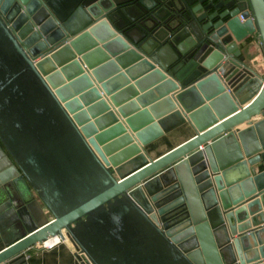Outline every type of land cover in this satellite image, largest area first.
Here are the masks:
<instances>
[{"label":"water","instance_id":"95a60500","mask_svg":"<svg viewBox=\"0 0 264 264\" xmlns=\"http://www.w3.org/2000/svg\"><path fill=\"white\" fill-rule=\"evenodd\" d=\"M252 39L264 0H0V264H264Z\"/></svg>","mask_w":264,"mask_h":264},{"label":"crops","instance_id":"0c3cea01","mask_svg":"<svg viewBox=\"0 0 264 264\" xmlns=\"http://www.w3.org/2000/svg\"><path fill=\"white\" fill-rule=\"evenodd\" d=\"M243 54L245 64L260 78H264V55L258 41L252 39L244 45ZM245 128V125L238 129ZM195 136V132L186 126V129H179L163 136L150 144L146 150L150 159L155 160L171 150L177 148L184 142ZM47 221L51 220L48 214L45 215ZM43 223H40V226ZM14 240V239H10ZM5 246L1 245L0 250ZM20 264H81L76 258L74 248L68 241H59L52 247L35 245L18 257Z\"/></svg>","mask_w":264,"mask_h":264},{"label":"bare ground","instance_id":"6f19581e","mask_svg":"<svg viewBox=\"0 0 264 264\" xmlns=\"http://www.w3.org/2000/svg\"><path fill=\"white\" fill-rule=\"evenodd\" d=\"M56 241H57V239H53V240H51V241L46 242V245L52 244V243H54V242H56Z\"/></svg>","mask_w":264,"mask_h":264},{"label":"built area","instance_id":"2783aa9c","mask_svg":"<svg viewBox=\"0 0 264 264\" xmlns=\"http://www.w3.org/2000/svg\"><path fill=\"white\" fill-rule=\"evenodd\" d=\"M57 242H59V241L57 240V241H56V242H54V243H57ZM54 243H52V244H49V245H46V243H45V244H43V246H44V247H48V248H49V247H52V245H53Z\"/></svg>","mask_w":264,"mask_h":264}]
</instances>
